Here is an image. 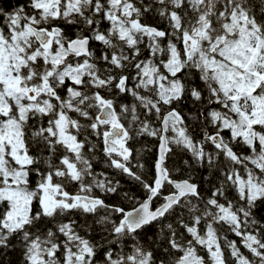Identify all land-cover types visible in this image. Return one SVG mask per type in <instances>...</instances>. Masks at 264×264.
Segmentation results:
<instances>
[{"label": "snow or ice", "instance_id": "1", "mask_svg": "<svg viewBox=\"0 0 264 264\" xmlns=\"http://www.w3.org/2000/svg\"><path fill=\"white\" fill-rule=\"evenodd\" d=\"M0 264H264V0H0Z\"/></svg>", "mask_w": 264, "mask_h": 264}]
</instances>
